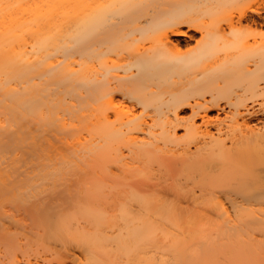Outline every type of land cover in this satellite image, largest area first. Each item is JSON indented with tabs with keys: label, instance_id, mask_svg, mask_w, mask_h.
Returning a JSON list of instances; mask_svg holds the SVG:
<instances>
[{
	"label": "bare ground",
	"instance_id": "bare-ground-1",
	"mask_svg": "<svg viewBox=\"0 0 264 264\" xmlns=\"http://www.w3.org/2000/svg\"><path fill=\"white\" fill-rule=\"evenodd\" d=\"M263 29L264 0H0V264H264Z\"/></svg>",
	"mask_w": 264,
	"mask_h": 264
},
{
	"label": "rangeland",
	"instance_id": "rangeland-1",
	"mask_svg": "<svg viewBox=\"0 0 264 264\" xmlns=\"http://www.w3.org/2000/svg\"><path fill=\"white\" fill-rule=\"evenodd\" d=\"M262 32H264V29L262 30ZM72 252H77V253H79V250H78V248H73Z\"/></svg>",
	"mask_w": 264,
	"mask_h": 264
}]
</instances>
